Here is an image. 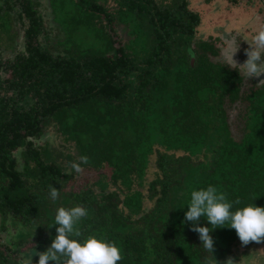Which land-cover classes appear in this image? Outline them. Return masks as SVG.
<instances>
[{
  "label": "trees",
  "instance_id": "16d2710c",
  "mask_svg": "<svg viewBox=\"0 0 264 264\" xmlns=\"http://www.w3.org/2000/svg\"><path fill=\"white\" fill-rule=\"evenodd\" d=\"M16 1L27 21L21 50L5 42L12 56L0 51V221L9 214L33 229L28 251L43 252L57 209L82 205L79 239L115 242L118 264H203L209 254L184 219L193 190L213 185L238 207H264V84L225 65L186 0H112L113 9L70 0L60 20L46 0L63 33L55 50L37 41L32 1ZM51 121L73 150L67 160L36 143L52 136ZM82 155L95 177L74 187L71 163ZM49 184L60 190L55 202ZM198 226L211 227L204 218ZM210 235L218 264L241 247L264 251L227 225ZM21 246L0 248V264H20Z\"/></svg>",
  "mask_w": 264,
  "mask_h": 264
},
{
  "label": "clouds",
  "instance_id": "9594fccd",
  "mask_svg": "<svg viewBox=\"0 0 264 264\" xmlns=\"http://www.w3.org/2000/svg\"><path fill=\"white\" fill-rule=\"evenodd\" d=\"M244 41L249 44V48L245 49L247 59L243 64H238L234 56L239 51L240 43L236 37L226 38L221 53L225 65L243 73L247 80L260 77L264 74V25L257 28L250 40ZM190 55L194 54L190 52ZM259 84H264V80H260ZM89 162V157L82 155L78 163H71V168L76 173H82L83 165ZM48 187L50 198L55 202L60 197V190L51 184ZM239 205V198L229 200L226 193L218 191L213 185L191 192L184 219L191 222V230L199 234L201 245L209 254L203 264H218L213 255L214 240L210 233L225 225L235 229L242 245L264 242V207L256 206L253 202L244 207ZM88 215V209L82 205L59 207L51 226H56L57 234L50 247L43 252H36L39 256L37 264H118L123 257L115 242L98 238L96 234L88 235L82 241L79 239L83 236L80 223ZM201 218L206 219L211 227L198 226ZM32 258L25 259L23 264H33ZM226 264L235 262L229 258Z\"/></svg>",
  "mask_w": 264,
  "mask_h": 264
},
{
  "label": "rangeland",
  "instance_id": "374dc122",
  "mask_svg": "<svg viewBox=\"0 0 264 264\" xmlns=\"http://www.w3.org/2000/svg\"><path fill=\"white\" fill-rule=\"evenodd\" d=\"M31 1L37 13L40 15L39 21L42 26L40 33L37 34V41L42 46L55 50V48L58 47L57 41L61 38L63 33L57 26V23L51 19L47 1ZM165 1L171 4L177 0ZM4 2L9 3L10 8L6 7L5 12H0V41H4V43L0 42V51L2 58H10L13 51H10L5 46V42H8V47L11 46V42H16L14 52L20 51L23 41V29L26 26L27 20L19 14L21 7L16 0H0V6L2 8H5ZM114 4L112 0L108 1V7L111 9L115 7ZM186 4L187 8L198 14V34L203 39L211 37L212 40H214V45L219 47L221 59H223L221 53L225 46L226 38L236 37L237 41L240 43V48L234 56V59L238 64H243L247 59L245 49L249 48V44L244 40H250L257 28L264 25V0H186ZM71 5L70 0H54L53 6L56 8L54 17L59 20L64 18L66 14H69L72 8ZM60 22L63 24L65 32L69 33L68 29H70V27L66 24V21ZM101 22L104 23L105 21L102 19ZM117 34L122 38L123 34H121L119 30ZM87 40L89 39H86V41ZM94 44L95 47H98L100 41H96ZM253 78L259 82L260 80H264V74L260 77ZM53 124L54 122L51 121L45 128L47 133L50 132L52 136H41L36 143L42 144L45 143V141L48 142L50 147L49 150L54 157L56 156L61 160H67L66 153L71 155L73 150L70 149L69 144L64 142V137L61 133L53 134L51 132V129L54 128ZM64 150L68 151L64 152ZM74 173L75 177L68 182L69 185L73 184L74 187L95 177L94 172L89 169L84 170L82 173ZM33 234V229L25 227L16 222L9 214H6V220L4 222L0 221V245H2L0 248L3 249L4 246L14 248L16 245H22L23 243V246H21L22 250L18 252L19 255H17L15 259L21 260L22 262H20V264H23L25 259L33 257L34 263L39 256H37L36 253L28 251L31 246L26 243L35 238ZM251 247L248 249L244 247L238 248V252L236 253L237 258L233 259L235 264H264V251L259 253V250H257L259 246H255L257 248ZM20 252H22V254ZM255 254L260 255V259L257 258ZM13 256L14 255H11V257ZM229 258L231 257L229 256ZM6 264H9V262Z\"/></svg>",
  "mask_w": 264,
  "mask_h": 264
}]
</instances>
